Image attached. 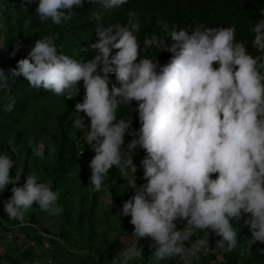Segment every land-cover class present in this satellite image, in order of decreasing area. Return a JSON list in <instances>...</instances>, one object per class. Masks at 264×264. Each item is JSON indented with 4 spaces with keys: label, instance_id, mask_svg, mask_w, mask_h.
<instances>
[{
    "label": "clouds",
    "instance_id": "1",
    "mask_svg": "<svg viewBox=\"0 0 264 264\" xmlns=\"http://www.w3.org/2000/svg\"><path fill=\"white\" fill-rule=\"evenodd\" d=\"M85 2L100 6L95 14L97 41L88 46L93 58L78 61L58 50L56 36H44L8 74L0 69V92L9 93V81L23 76L31 87L72 99L83 81L85 94L75 105L78 115L72 126L95 153L89 163L90 186L94 192L104 191L109 170H119L134 193L119 215L131 217L136 243L152 239V264L172 258L190 264L209 249L208 230L221 238L217 249L231 252L238 246L232 222L238 224L244 216L251 244L264 243V18L251 28L255 56L247 41L236 40L235 26L201 25L189 32L169 30L160 22L174 42L167 49L173 53L170 62L160 65L140 55L137 13L130 11L124 24L101 22L105 10L128 0H38L36 13L41 22L50 19L60 25ZM260 15L264 17V9ZM160 45L156 35L144 40L145 48ZM133 101L140 124L136 131L131 117L117 118L118 109H130ZM14 103L4 105V111H12ZM126 135L132 137L127 144ZM29 145L35 155H43V144ZM138 146L146 152L139 162L145 182L139 186L134 155L129 154ZM13 168L10 155L0 154V193L13 185L4 202L9 219L23 221L34 203L51 216L62 213L51 181L39 182L29 173L16 186L22 172L10 176ZM182 220L187 223L178 228ZM197 232L207 235L191 241ZM140 259L141 248L131 244L112 264Z\"/></svg>",
    "mask_w": 264,
    "mask_h": 264
},
{
    "label": "trees",
    "instance_id": "2",
    "mask_svg": "<svg viewBox=\"0 0 264 264\" xmlns=\"http://www.w3.org/2000/svg\"><path fill=\"white\" fill-rule=\"evenodd\" d=\"M37 7L38 0L35 3L28 0H0V30L4 38L0 46V69L8 74L10 69L16 67L18 60L27 56L38 39L49 35L56 36L58 50L70 57L78 61L93 58L88 46L97 41L95 14L100 7L98 4L85 2L60 25L53 24L50 19L41 22L36 13ZM260 9H264V0H128L124 5L105 10L101 22L105 26L124 24L130 11L137 13L141 57L155 58L154 62L165 65L173 56L167 49L174 42L166 37L160 22L166 23L169 30L182 28L189 32L201 25L235 26L236 40L247 41L249 52L255 56L258 53L251 46L255 38L251 28L264 18L260 15ZM153 35L158 37L161 45L145 48L144 40ZM13 51L15 56L11 55ZM111 79L115 80L114 74ZM9 84V93L0 92V154H8L14 161L10 176L22 172L16 186H22L29 173H35L39 182L51 181L53 190L59 193L57 204L63 211L58 216H51L33 206L23 221L9 219L4 202L11 197L13 185H7L5 191L0 193V230L9 241L0 239V246H4V250L0 251V264H27L34 257L39 259L40 264H112L128 242L142 250L143 259L135 260L132 264H147L145 259L155 251L152 239L141 238L136 243L132 235L134 225L130 223L131 217L119 215L124 201L134 194L119 170L115 167L109 170L104 191L94 192L92 188H85L86 183L90 182L89 163L95 153L78 139L83 133L72 126L73 119L78 115L75 105L83 102L85 94L83 81L79 84L77 96L73 92L72 99L31 87L23 76L15 81L10 80ZM13 100V110L4 111L3 106ZM129 108L131 111L121 106L117 118L131 117L132 129L136 131L140 127L137 102L133 101ZM80 115L85 117V124H88L85 114L81 112ZM131 139L126 135L125 144ZM29 142L32 146L43 144V155H35ZM129 154L134 155L133 161L138 169L136 183L139 186L145 182L139 162L146 152L138 146L136 153L133 151ZM101 193L112 204L109 212L106 207L109 204L100 197ZM100 212L107 213L101 215ZM245 218L242 217L238 224L232 222L238 233L236 249L231 252L217 249L216 241L221 238L208 230L209 249L203 250L199 258L193 259L190 264H264V243L256 241L251 244V231L243 224ZM45 221L47 225H44ZM101 222L106 227L99 229L97 226L102 225ZM186 223L180 221L177 227H183ZM206 235L197 232L190 240L205 238ZM23 241L26 243L23 244ZM161 264H184V261L172 258Z\"/></svg>",
    "mask_w": 264,
    "mask_h": 264
},
{
    "label": "rangeland",
    "instance_id": "3",
    "mask_svg": "<svg viewBox=\"0 0 264 264\" xmlns=\"http://www.w3.org/2000/svg\"><path fill=\"white\" fill-rule=\"evenodd\" d=\"M0 26H1V24H0ZM3 41H4V38H3V32L0 30V46L2 45ZM86 165H87V164H86ZM85 188H87L88 190H91L90 182L86 183ZM100 197H102L103 200L107 201V203L109 204V205L106 206V207H107V211L109 212V211L112 209V204H111L109 198H108L107 196H105V195L103 196L102 193L100 194ZM33 206H36V207H37V205H36L35 203H34ZM37 208H38V207H37ZM105 213H107V212H100L99 214L102 215V214H105ZM101 215H100L99 217H101ZM182 221H183V220H182ZM184 222H186V221H184ZM101 223H102V222H101ZM44 225H47V221L44 222ZM109 225H110V223H109ZM107 226H108V225H107ZM97 227H98L99 229H102V227H106V225H104V224L102 223V225L100 224V225H98ZM0 232H1V231H0ZM127 245H128V246H131V243L128 242Z\"/></svg>",
    "mask_w": 264,
    "mask_h": 264
},
{
    "label": "crops",
    "instance_id": "4",
    "mask_svg": "<svg viewBox=\"0 0 264 264\" xmlns=\"http://www.w3.org/2000/svg\"><path fill=\"white\" fill-rule=\"evenodd\" d=\"M1 231V230H0ZM0 239H2V240H7V241H9V239L7 238V237H4V233L1 231L0 232ZM23 244H25L26 242L25 241H23L22 242ZM22 244V245H23ZM4 246H0V251H3L4 250V248H3ZM39 259L38 258H36V257H34L32 260H30V262H28L27 264H40L39 262ZM4 262V261H3ZM145 262H147V264H152V255H149L146 259H145ZM5 264H7L6 262H4ZM43 264V263H42ZM139 264H142V262H139Z\"/></svg>",
    "mask_w": 264,
    "mask_h": 264
}]
</instances>
